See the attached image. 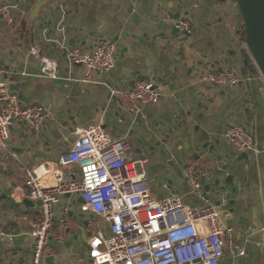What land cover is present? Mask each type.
<instances>
[{
	"label": "crops",
	"instance_id": "0c3cea01",
	"mask_svg": "<svg viewBox=\"0 0 264 264\" xmlns=\"http://www.w3.org/2000/svg\"><path fill=\"white\" fill-rule=\"evenodd\" d=\"M0 1L17 7L13 12L16 18L13 25L8 26L0 20V66L7 70L4 80L8 89L17 94L22 104L43 107L45 119L38 130V136L40 139L50 140V144L38 143L42 148L37 147L33 151V154L40 155L39 158L30 162L21 161L16 151L21 148L22 139L31 126L25 122H16L10 130V150L14 156L6 159L8 154L0 148V232L10 236L0 239V264H32L35 249V239L30 232L31 224L38 217L39 206L26 208L24 201L16 202L11 197L13 189L24 186L28 170L47 162L57 163L63 153L71 150L78 130L90 124H106L107 131L115 138L127 135L128 141L134 143L139 150L136 158H147V177L156 199L164 200L176 194L187 205L206 207V203L193 194L187 178L188 164L198 160L188 156L180 164L181 160L159 156L163 148V145L158 146L161 137L159 133L153 134L154 130L160 128L172 130L173 122L179 117L184 118L190 107L193 116H203V128H207L210 121L219 123L217 138L224 137L225 130L231 126L242 127L253 136L254 149L247 152V160L238 164L244 169L240 180L241 195L223 198L219 208L224 228L231 230L235 238L244 242L246 254L239 256L234 240H231L234 254L226 252L221 264H264V79L251 56L241 48L245 31L235 0ZM37 5L42 6V14L34 18L31 14ZM127 12L131 14H124ZM180 12L181 19H187L193 24L192 33L187 35V46L191 47L188 50V60L183 62L177 55L165 59L164 72L170 84L175 86L174 91L170 92L169 87L160 85L163 96L159 102L142 105L141 116L135 119L132 115L134 113L111 96V91L117 87L131 88V82L140 81L142 75L153 76L152 70L157 64L155 58L142 55L139 65L135 62L132 64L130 57L122 60L120 51L116 50L117 65L110 72L113 76L90 69L86 65H72L66 59L67 51L75 47L91 53L100 37L92 38L90 34L96 33L97 36L104 35L107 38L108 29L113 28L118 32L113 24L116 21L125 22L128 29L139 33L149 23V19L173 25V18ZM186 13L188 14L185 15ZM55 14H59L56 27L63 26L66 30L71 27L82 29L79 33L80 42L75 46L70 41L71 37H68L62 39L59 43L62 47L58 48V45L55 46V37H61L62 32L55 31L51 39L47 40L46 31L38 30L43 21L41 15L46 18ZM63 21H68L70 27L63 24ZM101 30L103 31L100 32ZM30 44L37 45L43 55L59 64L58 79L40 77V62L28 53ZM159 46L158 50L161 51ZM244 52L249 55V63L245 60ZM199 61L203 62L201 66L194 65V62ZM230 69L240 79L237 86L211 85L203 79L206 73ZM117 77L120 78L119 81ZM198 95H202V101L205 102L214 97L217 101L212 107L204 102L203 107L199 108L192 104L200 102ZM206 107H209L208 111ZM157 123L160 125L157 126ZM222 146L227 149V153H219L222 155L220 160L216 157L200 159L205 164L204 168H217L204 181L205 193L213 189L219 170L232 163V156L236 154L228 148L225 138ZM2 158L7 161L6 166L11 165L21 172L25 169L27 171L19 177L10 178L7 174L3 176ZM3 181L6 185L12 181L15 187L8 188ZM207 197L212 203H216L217 199L209 195ZM230 200H236L237 211L243 210L241 217L236 214L232 218L225 216ZM81 205L80 197L66 196L54 206L53 239L49 241L52 256L46 264H76L73 253L69 250H73L78 240L87 243L91 235L89 228L94 220V217L91 219L81 212ZM65 209L69 212L67 217L63 213ZM64 231L68 232L67 239L56 241L54 236ZM51 242L54 245L62 244L65 249L55 251L50 246Z\"/></svg>",
	"mask_w": 264,
	"mask_h": 264
},
{
	"label": "built area",
	"instance_id": "2783aa9c",
	"mask_svg": "<svg viewBox=\"0 0 264 264\" xmlns=\"http://www.w3.org/2000/svg\"><path fill=\"white\" fill-rule=\"evenodd\" d=\"M16 9L0 1V20L13 25ZM173 25L183 35L192 33L189 21L173 20ZM243 39L241 48L251 56L245 32ZM115 51L111 42L98 43L91 53L72 48L66 59L72 65L112 72L116 67ZM28 53L40 62V77H60L59 64L43 55L37 45L30 44ZM5 75L7 70L0 66V148L9 159L14 156L10 150L11 127L25 122L38 131L45 111L39 105L22 104L8 89ZM203 79L217 86L240 83L232 69L206 73ZM162 95L161 87L143 80L137 81L133 89L117 87L111 91V96L134 114H141L144 104H157ZM224 137L238 153L254 149L253 136L242 127H228ZM147 164V160L136 158L127 135L115 138L103 123H95L78 130L71 150L63 153L57 163L47 162L28 170L24 186L13 189L11 197L18 203L25 199L41 202L38 217L31 224L30 235L35 239L32 264H46L52 256L49 241L53 239L54 206L66 196L80 197L81 212L94 216L89 228L92 236L87 241L90 264H221L226 252L234 254L231 240L238 255L245 256L244 242L224 228L219 207L204 190V181L217 168H204L201 160L188 164L187 178L193 194L207 205L197 208L176 194L156 199L147 177ZM63 213L67 217L68 209ZM67 236L64 231L54 238L62 242ZM9 237L0 232V239Z\"/></svg>",
	"mask_w": 264,
	"mask_h": 264
},
{
	"label": "water",
	"instance_id": "95a60500",
	"mask_svg": "<svg viewBox=\"0 0 264 264\" xmlns=\"http://www.w3.org/2000/svg\"><path fill=\"white\" fill-rule=\"evenodd\" d=\"M235 4L238 7L239 15L244 25L245 31V42L248 45L249 51L257 68L264 78V0H235ZM42 6L37 5L33 11L32 17H39ZM181 7V10L182 11ZM126 15H130L131 12L124 13ZM186 13L185 15H187ZM42 22L38 26V30L41 32H45V37L47 40H50L54 35V32H62L61 37H55L56 45L58 48L62 46L59 43L62 39H67L71 37V43L73 46L79 43V36L82 29H77L75 27L69 28L66 30L63 26L56 27V21L59 18V14H55L53 17L44 18L42 15ZM181 12L173 18L174 20L186 21L187 19H181ZM189 21V20H187ZM148 24L144 26L139 33H136L135 30L128 29L129 27L125 22L116 21L113 24L117 27L118 32L116 33L113 28L108 29L106 32L108 34L107 38H104V35L97 36L96 33H91L90 37L99 38L97 40L99 43L111 42L116 46V50H119L121 53L122 60L124 58L130 57L129 59L132 61V64L137 63L139 65V60L142 55H151L157 61L154 69L152 70L153 76H140L141 80L146 82H153L156 87H169L170 92L174 91L175 86L170 84L169 80L166 78V74L164 72V61L165 59L173 57V55H177L180 57L181 61L185 62L188 57V50H191V47L187 46L189 37L187 35H183L174 25L160 22L157 23L152 20H148ZM138 23V22H136ZM67 27H70V23L68 21H63ZM191 27L193 28V24L191 23ZM128 29V30H127ZM101 30L100 32H102ZM160 45V46H159ZM159 46L162 50L159 51ZM245 53V52H244ZM128 55V56H126ZM245 60L249 63V55L244 54ZM203 62H194V65L201 66ZM117 65V63H116ZM81 66V65H79ZM149 66V65H148ZM117 71V70H116ZM137 71V70H135ZM111 74L110 72H104ZM112 75V74H111ZM113 76V75H112ZM129 79V77H126ZM117 81L120 80L119 77L116 78ZM138 80H134L131 82L130 87L133 89ZM163 96V95H162ZM200 102L196 104L193 102V106L198 105L199 108L203 107L202 101L203 96L198 95ZM217 101L216 97L207 99L205 103L210 105L211 107L214 105V102ZM200 110V109H199ZM197 110V111H199ZM206 110H209V107H206ZM135 119L139 115L132 114ZM179 117L176 121L173 122L172 130H163L160 128L159 130H154L153 134H160L161 141L158 142L159 145H163L162 150L159 152V156L161 157H172L176 160H181L180 164H182V159H186L188 156L194 160H200L201 158L207 157L208 159L212 157H216L218 160L222 158V155L219 153H227V149L222 146V142L225 137L217 138L219 131V123L217 121L208 122V127L203 128L202 121L204 120L202 115L193 116L192 107L189 108V112L186 114L184 118ZM141 123H145V121H141ZM160 124L157 123V126ZM171 125V124H170ZM106 124L104 127L106 128ZM150 128V126H148ZM57 133V130L54 131ZM50 140H46L44 138L40 139L38 136V131L30 128L28 133L24 135L22 139V145L16 153L19 155L21 161L30 162L32 159L39 158V154H33V151L38 147L42 148V145L39 146L38 143L41 144H50ZM153 149V148H152ZM153 151V150H152ZM219 154V155H218ZM155 156V155H152ZM158 156V155H157ZM248 159V153H236L232 156L233 162L227 165L225 168H222L218 172V177L215 180L214 186L212 190L206 191L209 197L217 199L215 205L217 207L222 206V199L227 196H235L240 197L242 188H241V173L244 171L243 168H240L238 164L244 160ZM59 160V158H58ZM2 164H4V168H1V174L4 176L7 174L8 177H19L22 173L20 170H16L13 166H6L7 161L5 158L1 159ZM7 167V168H5ZM10 181V180H9ZM3 184L6 185V182L3 181ZM8 188L15 187L14 182H9L6 185ZM82 200V199H81ZM83 203V201H82ZM24 204L26 208L29 206L35 207L40 206L41 202H33L28 199L24 200ZM229 209L225 212V216L228 218H232L234 214L237 217H241L243 215V210H236V200L229 201ZM91 219H93V215H89ZM243 224V219L241 220ZM92 235H90L91 237ZM88 251V244L85 243L83 245ZM80 261V257L75 259V262L78 263ZM83 262L86 264L90 263L88 255L83 257Z\"/></svg>",
	"mask_w": 264,
	"mask_h": 264
},
{
	"label": "rangeland",
	"instance_id": "374dc122",
	"mask_svg": "<svg viewBox=\"0 0 264 264\" xmlns=\"http://www.w3.org/2000/svg\"><path fill=\"white\" fill-rule=\"evenodd\" d=\"M264 79V78H263ZM227 144H228V148L230 149V150H232L233 152H235V153H238L233 147H231V145L227 142ZM99 232H100V230H98ZM83 244H84V242L82 241V240H78L77 242H76V244H74V246H73V250H69V252L70 253H73L72 255L74 256V261H75V258L77 257V256H79L80 257V261L78 262V263H76V264H86L85 262H83V257L85 256V255H87V249L83 246ZM50 246L55 250V251H59V250H61L62 251V249H65V247L62 245V244H56V245H54L52 242L50 243ZM67 258H69V257H67Z\"/></svg>",
	"mask_w": 264,
	"mask_h": 264
},
{
	"label": "flooded vegetation",
	"instance_id": "af4514ba",
	"mask_svg": "<svg viewBox=\"0 0 264 264\" xmlns=\"http://www.w3.org/2000/svg\"><path fill=\"white\" fill-rule=\"evenodd\" d=\"M130 145L132 146V149H133L134 155L136 156V153L139 152V150H137V149L135 148L134 143H130ZM141 159H143V160H147V158H142V157H141ZM147 162H148V161H147ZM147 165H148V164H147ZM146 169H148L147 166H146Z\"/></svg>",
	"mask_w": 264,
	"mask_h": 264
},
{
	"label": "trees",
	"instance_id": "16d2710c",
	"mask_svg": "<svg viewBox=\"0 0 264 264\" xmlns=\"http://www.w3.org/2000/svg\"><path fill=\"white\" fill-rule=\"evenodd\" d=\"M219 1L224 2V1H226V0H219Z\"/></svg>",
	"mask_w": 264,
	"mask_h": 264
}]
</instances>
